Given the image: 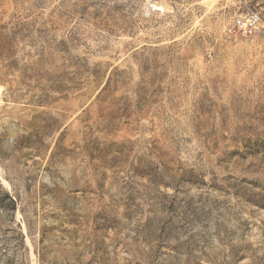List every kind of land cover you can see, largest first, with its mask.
I'll use <instances>...</instances> for the list:
<instances>
[{"label":"rangeland","instance_id":"rangeland-1","mask_svg":"<svg viewBox=\"0 0 264 264\" xmlns=\"http://www.w3.org/2000/svg\"><path fill=\"white\" fill-rule=\"evenodd\" d=\"M264 0H0V264H264Z\"/></svg>","mask_w":264,"mask_h":264},{"label":"built area","instance_id":"built-area-1","mask_svg":"<svg viewBox=\"0 0 264 264\" xmlns=\"http://www.w3.org/2000/svg\"><path fill=\"white\" fill-rule=\"evenodd\" d=\"M225 30L232 37L264 35V18L256 11H248L236 16Z\"/></svg>","mask_w":264,"mask_h":264}]
</instances>
